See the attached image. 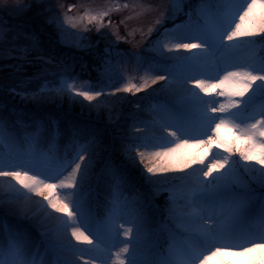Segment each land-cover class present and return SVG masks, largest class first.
I'll use <instances>...</instances> for the list:
<instances>
[{
    "label": "snow or ice",
    "instance_id": "snow-or-ice-1",
    "mask_svg": "<svg viewBox=\"0 0 264 264\" xmlns=\"http://www.w3.org/2000/svg\"><path fill=\"white\" fill-rule=\"evenodd\" d=\"M178 3L169 0L155 24L166 21ZM11 7L23 11L32 5ZM73 7L70 5L68 11ZM139 7L142 11H159V6ZM112 10L98 14L85 11L81 19L89 24L102 22ZM49 22L61 33L66 31V24L76 27L67 15L61 22L54 14ZM11 32L0 23V45H9L13 58L26 60L32 53L41 58L36 37L27 36L26 43L18 45L11 43ZM164 36L163 42H157L160 55L180 49L201 53L191 69L197 75L177 80L148 67L140 77L142 84L129 80L108 93L113 97L119 92L135 94L158 81H168L167 99L157 106L162 115L155 123L167 135L137 128L138 135L125 148L131 163L143 166L141 178L154 191L167 185L164 224L160 229L152 227L142 200L124 195L128 176L107 163L110 197L104 214L93 219L84 186L91 160L85 153H90L95 137L81 142L79 131L73 129L70 143L74 151L71 158H61L57 145L60 132L54 120L26 121L17 116L13 121L0 115V144L7 149L0 157V181L5 193L0 196V211L21 220H35L44 237L41 250L25 226H0V264H78L83 250L72 244V239L91 246L83 264H264V0H198L184 25L166 30ZM48 63L41 73L45 80ZM113 72L111 63L105 61L102 75L111 79ZM51 74L59 79L39 85L32 99L43 103L70 93L99 103L105 95L103 89L77 88L66 69ZM189 80L194 81L193 87H188ZM222 128L232 130L234 141L244 145L236 149L243 163L217 155L205 163L204 157L213 151V145L233 152V140L221 137ZM191 148H203V152L186 151ZM194 164L203 167L193 168ZM33 197L42 199L33 201ZM33 202L39 205L35 210L30 207ZM117 221L126 238L119 241L123 246L118 248L113 242L101 248L100 237L120 234L115 228ZM116 248L118 251H113Z\"/></svg>",
    "mask_w": 264,
    "mask_h": 264
},
{
    "label": "rangeland",
    "instance_id": "rangeland-1",
    "mask_svg": "<svg viewBox=\"0 0 264 264\" xmlns=\"http://www.w3.org/2000/svg\"><path fill=\"white\" fill-rule=\"evenodd\" d=\"M17 4H31L32 7L23 11H16L11 6ZM125 4L128 5L127 8L124 7ZM141 4L145 6L151 5L153 8L159 6V11H142L139 7ZM168 4L169 0H0V23L12 29L10 33V36L13 37L11 43L24 45L27 36L37 38V35L41 34L47 39H51L57 44L72 50L86 53L96 52L102 56V59L98 60L99 63H97L98 70H96L97 68L95 69L99 79L98 81L91 82L82 79L78 72L74 73L72 65L65 64L56 55L48 53L40 43L41 58L38 59L36 53H32L26 60L13 58L9 45H0V95L13 102L16 107L21 106L25 110L30 108L45 110V118H48L50 111H64L67 113H77L91 120L106 124L113 123L120 118L121 121L127 119L123 125L124 129L116 131L123 138H134L138 135L137 128L143 130L146 127L149 132L156 131L159 133L163 131V134L167 135V131L159 129L155 126V123L162 115L158 113L157 106L163 104L167 99L168 81H158L156 84H151L144 91L135 94L121 92L114 102L113 110H108V107L102 105L100 102L83 101V97H76L70 93L57 96L43 103L32 99L31 94L39 89V85L53 79H59L58 76L54 77L51 73L60 72L63 69H66L67 74L76 80L77 88L84 85L90 86L93 90L103 89L105 92L104 96L115 91L118 87H123L129 80L137 85L142 84L143 81L140 77L144 76L145 69L148 67H151L156 73L164 74L177 80L184 76H196L197 73L191 71V69L201 57V53L198 50L182 49L181 51L180 49L179 51L165 52L163 55H160L157 48V42L165 40V31L174 30L177 26L184 25L187 20V13L195 7V4L189 3V0H179L178 6L167 15L166 21H162L161 25H156L155 20L160 13L164 12L165 6ZM70 5H74L75 7L69 12L68 7ZM114 6H119V10H114ZM110 8H113V10L109 12L108 16L104 17L102 22L96 21L89 24L87 21L81 19L85 11H88L90 14H98ZM54 14L60 17L61 22H63L65 15L73 18L76 27L73 28L71 25L66 24L64 25L66 31L61 33L56 25L49 22V17ZM150 28L152 29L151 32H149ZM191 42L195 43L196 40L193 39ZM46 61L49 62L47 75L49 79L45 80L41 78V73ZM105 61L111 63L114 69L111 79L101 73V67ZM138 65H140L139 68L137 67ZM149 75L151 76L152 73H149ZM39 80L41 81L39 82ZM193 86L194 81L189 80L188 87ZM196 91L198 92L199 89H196ZM205 98L210 99L212 97ZM215 99L222 100L220 97H215ZM16 113L20 112L17 111ZM16 131L20 132L22 130L16 129ZM220 133L222 138L233 140V152L231 154L226 153L222 148L217 149L213 145V151L204 157L205 163H208L214 155H217L220 159H223L224 156H230V158H235L239 163H243L239 160V154L236 149L243 148L244 145L234 141L235 133L225 128H222ZM209 135H211V132H209ZM114 136L112 134V137ZM109 139L110 136L104 138L103 133L99 134V136L95 137L96 142L91 148L90 153H85L86 159H88L89 155L91 156L87 168L88 182L84 187L89 192V203L94 213L93 219L104 214L107 203L105 202L101 205L102 211L100 213L97 212L94 207L96 203L94 200L96 191L94 189H91V191L87 190V186L97 176V179L100 178V168L103 164V158L110 146L108 143ZM119 141L124 142V146L122 147L124 153L123 162L141 177L143 166L139 165L137 167L133 165L125 152V148L131 141L120 138ZM57 145L58 155L61 158L66 157V155H62L60 151L61 144L58 141ZM6 151L7 149L4 145L0 144V157L4 156ZM186 151L202 153L203 148H191ZM71 155L69 153L67 157L71 158ZM192 167L201 168L203 165L194 164ZM257 167L259 166L257 165ZM68 171H71V169L69 168ZM188 171H191V169ZM221 171L223 170L221 169ZM240 171L243 172V169H240ZM67 174V172L64 173L65 176ZM143 185L146 187L147 197L143 198V195L140 193L129 192L128 189L126 190L127 187L124 189V195L139 197L150 216L152 227L160 229L164 224L163 210H160L151 199L168 196V192L164 190L167 185H161L160 191H154L153 186L144 181ZM60 191L64 192L66 190ZM4 194L2 181H0V196ZM35 198V201L42 199L41 197ZM30 207L35 210L39 205L32 203ZM49 211L51 210L49 209ZM4 224L25 226L33 242L40 245L41 250H43L44 237L41 235L42 230L35 220H21L10 212L0 211V226ZM168 224H171V221H168ZM115 228L120 230V234L112 238L106 236L100 237L101 248L110 247L113 242L118 243V248L123 246L119 244V241H124L126 238L123 235V230L120 229L119 221H117ZM85 234L87 235L88 233L86 232ZM161 235H164L162 229ZM69 238L71 239L70 231ZM90 238L93 237L90 236ZM71 242L77 248L83 250V257L78 262V264H83V259L87 258V250L91 246L83 242L77 243L74 239ZM118 248L113 249V251H118ZM48 258L51 259V256ZM108 264H111V261Z\"/></svg>",
    "mask_w": 264,
    "mask_h": 264
},
{
    "label": "trees",
    "instance_id": "trees-1",
    "mask_svg": "<svg viewBox=\"0 0 264 264\" xmlns=\"http://www.w3.org/2000/svg\"><path fill=\"white\" fill-rule=\"evenodd\" d=\"M197 2L198 0H189V3H192L193 5H196ZM34 31L36 32V30ZM37 39L41 46L48 51V53L56 55V57L65 64L72 65L73 72H78L82 79H86L87 81L91 82L98 81L99 77L96 70H98V60L102 59L101 55L96 52L86 53L82 51L72 50L68 47L57 44L51 39H47L41 34L37 35ZM40 81L41 80H39V82ZM14 105L15 104L13 102L0 95V115H5L13 121L16 120L17 116L22 117L26 121H30L36 118H45V110L42 111L33 108L25 110L21 106L16 107ZM17 111H19L20 113H16ZM45 119L54 120L56 122V126L58 127L60 132L58 143L61 144L60 151L64 156H67V154L69 153L71 155L74 151V148L70 143V137L73 129L79 131L81 142H84V140L88 139L91 136L97 137L102 133L104 135V138L110 136V139L108 141L110 146L108 147V151L103 158V164L100 168V178L97 179V176L95 178L96 180L93 179L87 186V190L91 191V189H94L96 191V194L94 195V200L96 202L94 207L97 212L100 213L102 211V208H100L101 205H103V203L105 202L107 203L106 200H108L110 197V178L105 172L106 163L111 164L113 167L124 172L128 176L129 184L126 186V190L128 189L129 192L133 193H140L141 195H143V198L148 196L146 187L145 185H143L141 177H139L134 170H132L126 163L123 162L124 153L122 147L124 146V142L122 143V141H119V138L124 140L129 139L130 141H132L133 138H123L118 134V132L116 133V131L124 129L123 125L124 123H126L127 119L121 121L120 118L113 123L106 124L100 121L91 120L77 113H67L64 111H50L48 118L46 117ZM112 134H114L115 136L112 137ZM166 197L168 196H165L164 198H152L153 200L151 198L150 199L151 201H154V203L160 210H163V207L167 201Z\"/></svg>",
    "mask_w": 264,
    "mask_h": 264
},
{
    "label": "bare ground",
    "instance_id": "bare-ground-1",
    "mask_svg": "<svg viewBox=\"0 0 264 264\" xmlns=\"http://www.w3.org/2000/svg\"><path fill=\"white\" fill-rule=\"evenodd\" d=\"M182 51V49H181ZM151 83V82H150ZM114 92V91H113ZM120 93H116V96H109L107 94V96H104V97H100L99 98V102L102 104V105H105L106 107H108V110H113L114 109V102L116 100V98H118L120 96ZM83 101H87V100H83ZM36 198L33 197V201H35ZM34 203V202H33Z\"/></svg>",
    "mask_w": 264,
    "mask_h": 264
}]
</instances>
